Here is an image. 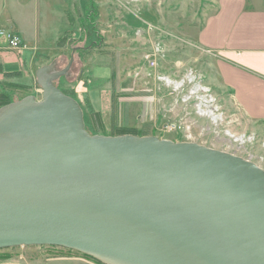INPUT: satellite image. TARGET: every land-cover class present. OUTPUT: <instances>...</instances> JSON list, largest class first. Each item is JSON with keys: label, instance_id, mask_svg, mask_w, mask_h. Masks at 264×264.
<instances>
[{"label": "water", "instance_id": "1", "mask_svg": "<svg viewBox=\"0 0 264 264\" xmlns=\"http://www.w3.org/2000/svg\"><path fill=\"white\" fill-rule=\"evenodd\" d=\"M40 67L41 96L0 107V251L56 247L99 264H264V170L155 136L90 135Z\"/></svg>", "mask_w": 264, "mask_h": 264}, {"label": "rangeland", "instance_id": "2", "mask_svg": "<svg viewBox=\"0 0 264 264\" xmlns=\"http://www.w3.org/2000/svg\"><path fill=\"white\" fill-rule=\"evenodd\" d=\"M96 9L102 10V18L90 17L84 24L74 19L73 27L65 33L63 42L68 45L35 65L34 69L56 61V70L63 69L74 51V62L66 77L56 81L59 89L76 102L74 79L83 63L93 70L99 66L110 73L108 79L97 82L111 97L103 96V114L95 113L86 101H80L85 130L90 135L115 136L120 128L134 130L136 136H155L173 142H192L211 149L223 151L249 159L264 170V124L248 123L239 113L231 98L220 96L212 86L214 83L213 52L199 44V36L211 26L217 25L228 14L227 2L238 6L243 0H91ZM251 8H263L264 0H247ZM42 7V2L39 0ZM79 4V3H78ZM32 8L36 9L34 4ZM87 12L94 7H87ZM81 11V10H80ZM43 12L40 11V16ZM80 15H83L80 12ZM82 17V16H81ZM207 28V29H206ZM103 35V48L91 49L89 42H97L94 33ZM211 32V31H209ZM207 32V33H209ZM55 32L48 33L51 36ZM70 41H67V39ZM44 35V40H45ZM21 40V39H20ZM49 41V40H48ZM51 48V47H50ZM149 58L155 66L149 67ZM34 69L28 91L8 90L10 102L25 96L40 99V88L35 81ZM187 73H195L202 84L210 89L222 112V121L217 127L209 121L198 119L189 104L183 105L166 87L159 77L179 81ZM105 78V77H104ZM31 80V81H32ZM22 82L27 80L22 78ZM95 90V89H94ZM107 104L106 109L105 103ZM176 101L178 103H176ZM132 104V106L130 105ZM78 104V102H77ZM128 104L130 106H128ZM127 105V106H125ZM174 127L169 131L166 128ZM235 135L253 136L252 144L234 149L225 132ZM229 140V141H228ZM58 254H77L56 247L17 248L0 251V258H34L43 260ZM79 255V254H77Z\"/></svg>", "mask_w": 264, "mask_h": 264}, {"label": "crops", "instance_id": "3", "mask_svg": "<svg viewBox=\"0 0 264 264\" xmlns=\"http://www.w3.org/2000/svg\"><path fill=\"white\" fill-rule=\"evenodd\" d=\"M41 2L42 7L39 0H0V32L10 31L21 39V47L10 50L5 39L0 36V94L9 95L6 92L10 90L6 88L7 85L26 88L32 86L33 80L30 79V75L32 76L35 65L48 58L50 50L53 55L56 52L58 54L68 45V42L58 45L57 41L66 32L69 33L67 28L73 27L74 19L77 18L76 21L80 20L79 23L84 24L91 16L96 19L102 18V10L96 9L97 4L93 6L91 0H41ZM250 3L243 0L241 5L232 6V2L228 1L227 16H222L221 21L217 20L219 22L217 25L206 28L207 32H211L204 31L199 36L198 43L213 52L215 60L212 67L215 81L211 87L220 96L231 98L245 121L255 124L258 128V124H264V6L251 8ZM32 4L36 9L32 8ZM88 6L94 7V10L87 12ZM40 11L43 12L41 16ZM80 12L83 15H80ZM50 32H55L51 36V42L50 35L48 36ZM95 36L98 39L96 49L103 48V35L95 31ZM78 50L73 48L70 56ZM86 66L88 64L83 63V67L77 73L78 78L74 79V91L75 94L78 93L77 102L80 106L82 105L80 101L88 102L95 113H100L102 117L103 96L106 94L105 97L110 98L112 94L100 89L103 86L98 87L97 82L108 79L110 72L103 67L94 66L92 70ZM35 72L36 69L34 75ZM23 77L27 80L26 83L22 82ZM107 104L109 103L106 100L104 109ZM130 105L132 106L131 103ZM0 264L97 263L77 254H58L43 260L31 257L28 259L3 257L0 258Z\"/></svg>", "mask_w": 264, "mask_h": 264}, {"label": "built area", "instance_id": "4", "mask_svg": "<svg viewBox=\"0 0 264 264\" xmlns=\"http://www.w3.org/2000/svg\"><path fill=\"white\" fill-rule=\"evenodd\" d=\"M0 36L5 39L8 49L16 50L21 47V40L16 34L10 31H2L0 32ZM148 61L149 67L155 66L154 58H149ZM197 77L198 76L195 73H187L179 81L170 80L165 76L159 77V81L163 82V84L168 87L173 94L180 95V98H178V100L183 105L189 104L190 106H192L195 116L198 119L207 120L209 121L211 126L217 127L218 124L220 125V122L222 121V112L220 110V107L217 105L216 100L213 98L210 89L204 86L201 80ZM176 103L178 102L176 101ZM166 129L169 131L175 130L174 127ZM225 136L230 140L228 141L230 142L231 146L235 145L234 149H242L247 146V144H252L254 140V137L252 135L250 137L246 135H235L231 134L228 131L225 132ZM262 147L264 152V144H262Z\"/></svg>", "mask_w": 264, "mask_h": 264}, {"label": "trees", "instance_id": "5", "mask_svg": "<svg viewBox=\"0 0 264 264\" xmlns=\"http://www.w3.org/2000/svg\"><path fill=\"white\" fill-rule=\"evenodd\" d=\"M95 35V33H94ZM63 37L64 36H61L58 41H57V44L58 45H62L64 42H63ZM96 45H97V42H89L88 46L90 47H93V48H96ZM79 52V51H77ZM9 76H14L16 74H8ZM54 86L56 88L57 85H56V82H54ZM7 89H11V90H20V91H28V88L26 87H23V86H18V85H7L6 86ZM59 89V88H58ZM63 94L69 96L66 92L62 91L61 89H59ZM70 97V96H69ZM11 103L10 100L8 99L7 95L5 94H0V107L2 106H5L7 104ZM121 135H134L136 136V133L134 132V130H130V129H125V128H120V129H117L116 130V135L115 136H121ZM82 256V255H81ZM85 257V256H83ZM85 258H88V257H85ZM89 259V258H88ZM91 260V259H90ZM95 262V261H94ZM97 263V262H96ZM99 264V263H97Z\"/></svg>", "mask_w": 264, "mask_h": 264}]
</instances>
